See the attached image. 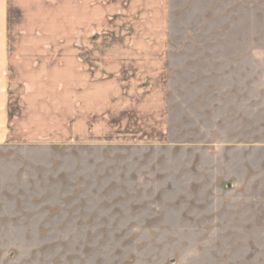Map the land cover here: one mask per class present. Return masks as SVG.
Wrapping results in <instances>:
<instances>
[{
  "label": "rangeland",
  "instance_id": "rangeland-1",
  "mask_svg": "<svg viewBox=\"0 0 264 264\" xmlns=\"http://www.w3.org/2000/svg\"><path fill=\"white\" fill-rule=\"evenodd\" d=\"M127 3L131 24L158 34L102 33ZM101 4L109 11L95 34L102 49L109 42L101 37L128 36L167 47L161 144L141 143L142 130L131 145H70L62 130L21 129L18 99L42 92L45 77L58 93L63 77H80L81 55L64 45L79 49L84 34L66 26L63 0L34 4L39 18L8 7L0 264H264V0ZM46 8L55 17H42ZM55 99L57 126L63 109Z\"/></svg>",
  "mask_w": 264,
  "mask_h": 264
},
{
  "label": "crops",
  "instance_id": "crops-1",
  "mask_svg": "<svg viewBox=\"0 0 264 264\" xmlns=\"http://www.w3.org/2000/svg\"><path fill=\"white\" fill-rule=\"evenodd\" d=\"M46 1L50 0H0V33L8 30L7 23L3 21L8 16V7L20 16L39 18L41 14H32L35 11L33 6ZM103 1L63 0L64 15L68 13L66 26L70 25L71 30L74 27L84 34L79 49H74L71 43L69 47L64 45L67 55L79 52L84 59L79 65L83 68L80 77H63V90L59 93L50 90L53 84L50 77H45L50 85L44 84L42 92L36 87L22 102L18 99L13 106L15 122L23 130H41L40 134L48 136L56 134L55 130H62V136L59 134L61 142L70 145H131L133 143H128V140L138 136V130H142L146 138L141 143L152 144L155 141V145H160L162 132L167 128V47L139 36H128L123 41L101 37L109 42L108 47L102 49L101 40L95 34L100 32L102 18L109 12L101 4ZM130 5L123 4L119 20L102 33L158 34L150 26L131 24L134 15ZM39 10L42 17H55L48 8ZM91 33L95 40L90 44L88 34ZM58 97L62 99L63 121L62 125L55 126L56 110L61 106V102L58 106L55 104ZM6 102L4 107H7ZM5 127L2 125L1 128Z\"/></svg>",
  "mask_w": 264,
  "mask_h": 264
}]
</instances>
